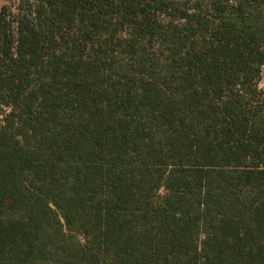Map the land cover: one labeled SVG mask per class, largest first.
Here are the masks:
<instances>
[{
  "label": "trees",
  "instance_id": "trees-1",
  "mask_svg": "<svg viewBox=\"0 0 264 264\" xmlns=\"http://www.w3.org/2000/svg\"><path fill=\"white\" fill-rule=\"evenodd\" d=\"M264 0L0 11V264H264Z\"/></svg>",
  "mask_w": 264,
  "mask_h": 264
},
{
  "label": "rangeland",
  "instance_id": "rangeland-1",
  "mask_svg": "<svg viewBox=\"0 0 264 264\" xmlns=\"http://www.w3.org/2000/svg\"><path fill=\"white\" fill-rule=\"evenodd\" d=\"M19 0H0V11L3 6H8L9 10L17 11V5ZM261 86L264 88V77L261 82Z\"/></svg>",
  "mask_w": 264,
  "mask_h": 264
}]
</instances>
